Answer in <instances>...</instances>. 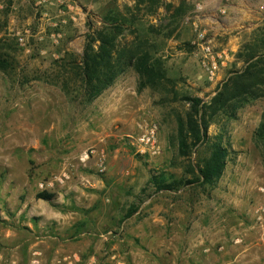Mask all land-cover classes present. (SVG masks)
Listing matches in <instances>:
<instances>
[{"label": "rangeland", "instance_id": "1", "mask_svg": "<svg viewBox=\"0 0 264 264\" xmlns=\"http://www.w3.org/2000/svg\"><path fill=\"white\" fill-rule=\"evenodd\" d=\"M109 16L128 20L116 52H147L164 76L141 89L128 67L89 101L78 67ZM263 27L264 0H0V264H264L263 97L212 119L230 149L214 186L150 183L195 179L210 143L180 153L184 98L211 100ZM200 30L233 55L213 80ZM152 124L161 152L143 156Z\"/></svg>", "mask_w": 264, "mask_h": 264}, {"label": "trees", "instance_id": "2", "mask_svg": "<svg viewBox=\"0 0 264 264\" xmlns=\"http://www.w3.org/2000/svg\"><path fill=\"white\" fill-rule=\"evenodd\" d=\"M102 21L105 26L97 36L99 41L97 49L88 44L82 63L78 67L84 87L88 90L89 101L110 86L115 78L128 67H133L141 76V89L164 76L163 72L159 71L157 60L155 61L147 52L138 54L132 47L127 52L125 49L116 52V38L127 25V19L121 16H114V18L109 16L103 17ZM89 25L91 27V23ZM258 34L259 36L256 37L259 41L258 44L245 45L237 53V59L242 60L244 66L234 70L224 80L211 100L206 102L201 97L184 98L189 103V110L186 117L179 118L180 153L184 156L190 155L198 144L208 142L210 143V153L197 164V169L192 168V171L196 172L194 180L176 177L169 180L166 173L153 171L150 183L156 190L174 191L194 182L214 186L222 177L230 149L224 144L222 134L216 135V140L210 141L212 138L209 135V127L212 119L219 112L235 117L236 110L244 103L259 97L264 98V27ZM114 53L117 54V58L113 62ZM1 63L4 64V61L0 62V65ZM256 137L264 142V113L256 131ZM54 196V193L47 190L37 194L38 198L46 200H51ZM137 208L138 206H131L124 218L131 217Z\"/></svg>", "mask_w": 264, "mask_h": 264}, {"label": "built area", "instance_id": "3", "mask_svg": "<svg viewBox=\"0 0 264 264\" xmlns=\"http://www.w3.org/2000/svg\"><path fill=\"white\" fill-rule=\"evenodd\" d=\"M232 2L233 0H226ZM222 13L226 12L225 8H221ZM199 39L201 43V52H202V66L206 70L208 77L213 80L216 79L219 75L221 67L226 66L228 61L233 59L230 48L224 46L217 48L213 41L208 37L205 30L199 31ZM20 41H24V38L21 37ZM133 145L136 149V152L140 155L154 156L158 155L161 152V146L158 140V127L156 124H152L147 127V129L142 132L133 142ZM42 189H47L49 185H52V182L41 183Z\"/></svg>", "mask_w": 264, "mask_h": 264}, {"label": "crops", "instance_id": "4", "mask_svg": "<svg viewBox=\"0 0 264 264\" xmlns=\"http://www.w3.org/2000/svg\"><path fill=\"white\" fill-rule=\"evenodd\" d=\"M239 63H243V62H239Z\"/></svg>", "mask_w": 264, "mask_h": 264}]
</instances>
